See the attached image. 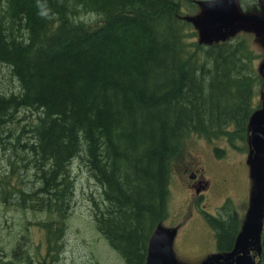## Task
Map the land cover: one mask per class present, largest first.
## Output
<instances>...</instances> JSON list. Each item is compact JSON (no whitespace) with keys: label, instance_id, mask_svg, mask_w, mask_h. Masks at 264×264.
I'll return each instance as SVG.
<instances>
[{"label":"trees","instance_id":"1","mask_svg":"<svg viewBox=\"0 0 264 264\" xmlns=\"http://www.w3.org/2000/svg\"><path fill=\"white\" fill-rule=\"evenodd\" d=\"M183 1L0 0V68L17 83L10 89L0 76V145L35 171L29 192L47 194L49 209L65 208L73 161L84 164L101 186L96 227L125 264H146L184 138L234 145L254 111L248 43L191 41ZM93 13V22L79 18ZM227 209L222 220L208 217L226 239L239 226Z\"/></svg>","mask_w":264,"mask_h":264},{"label":"rangeland","instance_id":"2","mask_svg":"<svg viewBox=\"0 0 264 264\" xmlns=\"http://www.w3.org/2000/svg\"><path fill=\"white\" fill-rule=\"evenodd\" d=\"M207 2L208 0H189L181 4V18L190 24H188V31L191 33L190 40L204 45L208 43V40L204 38L205 31L201 26L194 25L191 19L202 15L203 5ZM248 11L249 13H260L261 9L253 7ZM79 18L93 22L98 16L95 13L81 14ZM237 37H243L251 50L250 62L256 76L252 101L254 108L257 109L264 102V28L238 24L230 33H225L218 40H232ZM0 70L2 73L0 76L6 75V79H1L9 84L8 87L16 88L17 83L11 77L9 68L1 67ZM214 146H218L222 151L214 153ZM249 151V135L246 140L238 141L235 147L229 146L224 138L210 141L204 136L191 133L182 141L180 153L171 163L167 216L158 227L161 232L175 231L167 249L169 255L178 264H197L199 258L210 249L214 241L212 229L200 212V207L194 205L191 200L195 192L194 188L190 191L186 187L189 175L195 169L189 164L190 160L193 161V157L198 155L204 168V176L199 178L210 180L212 184L210 195L202 201L207 213L216 215L222 200L229 194L233 198L240 223L243 224L248 207L247 192L253 182L245 162ZM9 152L8 155L12 153V151ZM18 152L19 150L16 154ZM10 158L8 156L7 161L13 160L14 154L10 155ZM73 162L70 170V176L73 179V194L64 209L63 207L53 209V206L49 209L45 206L46 212L34 211L19 203L12 204L5 200L6 197H0V251H11L12 247H16L12 244L23 235L27 240L25 247L33 252V256L41 258L44 255L47 256L48 245L45 232L38 229L37 225L36 227L31 226L32 222L40 221L43 224H49L51 235H53L54 226H58L56 231L57 257L51 259V264H125L123 257L101 234L94 221L93 199L99 201L101 186L84 164L77 159ZM20 164L22 162L19 161ZM257 164L264 174V151L257 160ZM34 173L35 171H29L27 180L35 178ZM224 178L226 181H222ZM260 182L261 208L264 209V180ZM29 186L28 183L26 187ZM47 197L48 195L45 194V198ZM56 210L59 212L55 213ZM3 258L0 257V260ZM10 262L27 264L12 254Z\"/></svg>","mask_w":264,"mask_h":264},{"label":"flooded vegetation","instance_id":"3","mask_svg":"<svg viewBox=\"0 0 264 264\" xmlns=\"http://www.w3.org/2000/svg\"><path fill=\"white\" fill-rule=\"evenodd\" d=\"M239 3L243 9H246L244 7L247 6H249V8L260 7L259 0H239ZM249 155L250 153L247 156L246 162L248 172L253 182L251 188L247 192L248 207L244 223H240L238 228L235 227V230L229 233L227 239L223 234L221 235L216 228H214V230L212 229L214 241L210 249L199 258L197 264H236L237 261H240L242 264H264V215L261 214V209L258 206L260 190L258 194L259 188L254 181V173L248 163L250 160ZM8 156V149L0 151V181L10 183V185L14 187V190L7 192L0 186V197H6L5 200L12 204L19 203L25 208L46 212L44 208L45 194L42 192L35 195L29 192V187L31 188L33 183L36 182L34 177L27 180L28 172L31 170L22 168V166L15 161H7ZM189 164L194 166L195 169L192 174L189 175V180L186 185L190 190L194 188L195 197L192 196L191 198L194 203L198 204L204 211L205 204H202V201L206 200L210 195L212 184L210 180H202L199 178L200 176H204V168L199 161L198 155L193 157V161L190 160ZM222 181H226V179L224 178ZM28 183L30 186L26 187ZM31 196H35V198L31 199ZM36 198L38 200H35ZM225 204L228 206L227 210L237 212L233 198L228 194L222 200L219 206V213L216 215V218L220 220L225 217V212L223 210ZM55 205L60 206V202H55ZM57 212L59 211L56 210L55 213ZM32 223L33 224L30 223L31 226L36 227L37 225V228L42 229L46 234L48 245L47 256L44 255L42 258L35 255L33 256V252H30L25 247V242L27 240L21 235L12 244V246L16 245L15 248L12 247L11 251H0V257H4L3 260H0V264H14L15 262H10L11 254L14 253L16 258H20L27 264H51V259H56L58 248L56 231L58 226H54L53 235H51L47 228V224H43V222L40 221ZM219 230H223V227L219 226Z\"/></svg>","mask_w":264,"mask_h":264},{"label":"water","instance_id":"4","mask_svg":"<svg viewBox=\"0 0 264 264\" xmlns=\"http://www.w3.org/2000/svg\"><path fill=\"white\" fill-rule=\"evenodd\" d=\"M259 1L262 7L261 14L242 12L237 0H210L203 5L202 15L191 21L204 28L205 39L221 38L224 32L230 33L238 24L264 28V0ZM249 128L252 158L257 159L264 148V106L253 112ZM168 236L167 232H156L153 235L148 245L146 264H172L164 249ZM236 264L242 263L237 261Z\"/></svg>","mask_w":264,"mask_h":264},{"label":"bare ground","instance_id":"5","mask_svg":"<svg viewBox=\"0 0 264 264\" xmlns=\"http://www.w3.org/2000/svg\"><path fill=\"white\" fill-rule=\"evenodd\" d=\"M182 1H183V0H182ZM183 2H184V1H183ZM94 12H95V11H94ZM97 12H98V11H97ZM91 13H92V12H91ZM100 18H101V17H100ZM179 23H180V22H179ZM17 26H18V25H17ZM20 27H21V26L18 27L19 30H21ZM182 27H183V26H181V28H182ZM21 28H22V27H21ZM93 29H94V28H93ZM148 29H149V28H148ZM146 30H147V28H146ZM149 34H150V33H149ZM15 36H16V35H15ZM41 36H42V35H41ZM149 36H150V35H149ZM18 37H19V36H18ZM149 42H150V40H149ZM147 43H148V42H147ZM144 45H145V44H144ZM155 54H156V53H155ZM35 57H36V56H35ZM156 64H157V63H156ZM159 64H160V63H159ZM5 68H6V67H5ZM9 69H10V68H9ZM13 70H14V69H13ZM151 70H152V68H151ZM8 71H9V70H8ZM10 71H11V70H10ZM151 75H152V74H151ZM128 76H129V75H128ZM143 76H144V75H143ZM143 76H142V77H143ZM151 79H152V78H151ZM149 81H150V80H149ZM151 81H152V80H151ZM9 83H10V82H9ZM125 83H126V82H125ZM147 83H148V82H147ZM129 86H130V84H129ZM20 87H21V86H20ZM132 88H133V87H132ZM182 91H183V90H182ZM109 92H110V90H109ZM121 93H122V92H121ZM186 93H187V91H186ZM124 95H125V94H124ZM111 96H112V94H111ZM118 96H119V95H118ZM120 96H121V95H120ZM18 97H19V96H18ZM13 100H14V99H13ZM116 101H117V100H116ZM113 102H114V101H113ZM137 104H138V103H137ZM114 105H115V103H114ZM122 105H123V104H122ZM136 106H137V105H136ZM11 107H12V106H11ZM112 107H113V106H112ZM122 107H123V106H122ZM118 108H119V107H118ZM33 109H34V108H33ZM34 110H35V109H34ZM124 110H125V109H124ZM18 113H19V111H18ZM6 114H7V113H6ZM126 114H127V113H126ZM32 115H33V114H32ZM34 115H35V114H34ZM23 116H25V115H23ZM20 117H21V116H20ZM56 117H57V116H56ZM116 117H117V116H116ZM119 118H120V117H119ZM21 120H22V119H21ZM138 120H139V119H138ZM144 120H145V119H144ZM7 121H8V120H7ZM17 121H18V120H17ZM17 121H16V122H17ZM11 123H12V121H11ZM18 123H19V122H18ZM24 124H25V123H24ZM24 124H23V125H24ZM124 124H125V123H124ZM126 126H127V125H126ZM140 126H141V124H140ZM10 127L12 128V126H10ZM115 127H116V126H115ZM133 127H134V126H133ZM3 128H4V127H3ZM11 128H10V129H11ZM25 128H26V127H25ZM84 129H85V128H84ZM116 130H117V129H116ZM120 130H121V129H120ZM4 131H5V130H4ZM8 131H9V130H7V131H5V132H8ZM10 131H11V130H10ZM18 131H19V130H18ZM89 131H90V130H89ZM2 132H3V130H2ZM2 132H1V133H2ZM15 132H16V131H15ZM20 132H21V131H20ZM32 132H33V131H32ZM103 132H104V131H103ZM112 132H113V131H112ZM128 132H129V131H128ZM1 133H0V134H1ZM12 133H13V132H12ZM2 134H3V133H2ZM23 134H24V133H23ZM105 134H106V133H105ZM3 135H4V134H3ZM5 135H6V134H5ZM5 135H4V136H5ZM15 135H16V134H15ZM24 135L26 136V134H24ZM114 135H115V134H114ZM10 136H11V134H10ZM95 136H96V135H95ZM98 136H99V135H98ZM135 136H136V135H135ZM8 137H9V136H8ZM11 137H12V136H11ZM18 137H19V134H18ZM102 137H103V136H102ZM0 138H1V137H0ZM4 138H5V137H4ZM4 138H3V140H5ZM24 138H25V137H24ZM29 138H30V137H29ZM98 138H99V137H98ZM6 139H7V138H6ZM8 139H10V138H8ZM17 139H19V138H17ZM17 139H16V140H17ZM25 139H26V138H25ZM95 139H96V138H95ZM103 139H104V137H103ZM22 141H24V140H22ZM93 141H94V140H93ZM5 142H6V141H5ZM7 142H8V141H7ZM18 142H19V141H18ZM27 142H31V140H30V141H27ZM27 142H26V144H27ZM86 142H87V141H86ZM106 142H107V141H106ZM8 143H9V142H8ZM22 143H23V142H22ZM102 143H103V142H102ZM133 143H134V142H133ZM111 144H112V143H111ZM7 145H8V144H7ZM114 145H115V144H114ZM3 146H4V145H3ZM100 148H101V147H100ZM19 149H20V148H19ZM96 149H97V148H96ZM115 149H116V146H115ZM117 149H118V148H117ZM12 150H13V149H12ZM23 150H25V149H23ZM15 151L17 152L18 150H15ZM15 151H14V152H15ZM21 151H22V150H21ZM21 151H20V152H21ZM99 151H100V150H99ZM23 152H24V151H23ZM96 152H97V151H96ZM102 152H103V151H102ZM9 153H11V150H10ZM18 153H19V152H18ZM97 153H98V152H97ZM107 153H108V152H107ZM11 154H12V153H11ZM19 154H20V153H19ZM121 154H122V153H121ZM15 155H16V154H15ZM17 155H18V154H17ZM17 155H16V156H17ZM20 155H21V154H20ZM22 155H23V154H22ZM102 155H103V154H102ZM106 155H107V154H106ZM24 156H25V152H24ZM92 156H93V155H92ZM98 156H99V155H98ZM104 156H105V155H104ZM12 157H13V156H12ZM110 157H111V156H110ZM22 158H23V157H22ZM81 158H82V157H81ZM102 158H103V157H102ZM16 159H17V158H16ZM16 159H15V160H16ZM73 159H74V158H73ZM13 160H14V159H13ZM23 160H24V159H22V161H23ZM75 160H76V159H75ZM97 160H98V159H97ZM116 160H117V159H116ZM119 160H120V159H119ZM18 161H20V160H18ZM20 162H21V161H20ZM36 162H37V161H36ZM37 163H38V162H37ZM39 163H40V162H39ZM67 163H68V162H67ZM34 164H36V163H34ZM101 164H102V163H101ZM110 164H111V163H110ZM26 165H27V164H26ZM37 165H38V164H37ZM44 166H45V165H44ZM60 166H61V165H60ZM25 167H26V166H25ZM101 167H102V166H101ZM22 168H23V167H22ZM27 168H28V167H27ZM103 168H104V166H103ZM40 169H41V168H40ZM104 169H105V168H104ZM64 170H66V169H64ZM24 171H25V170H24ZM89 171H90V170H89ZM100 171H101V170H100ZM115 172H116V171H115ZM45 174H46V173H45ZM90 174H91V172H90ZM98 174H99V173H98ZM101 174H102V173H101ZM42 176H43V175H42ZM37 177H38V176H37ZM111 178H112V177H111ZM35 179H36V178H35ZM43 188H44V187H43Z\"/></svg>","mask_w":264,"mask_h":264},{"label":"clouds","instance_id":"6","mask_svg":"<svg viewBox=\"0 0 264 264\" xmlns=\"http://www.w3.org/2000/svg\"><path fill=\"white\" fill-rule=\"evenodd\" d=\"M41 15H47V13L46 12H42Z\"/></svg>","mask_w":264,"mask_h":264}]
</instances>
